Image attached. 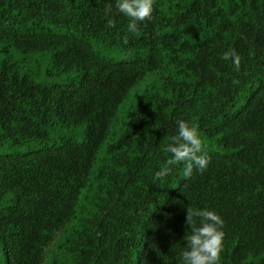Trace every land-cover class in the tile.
I'll use <instances>...</instances> for the list:
<instances>
[{"label": "trees", "instance_id": "1", "mask_svg": "<svg viewBox=\"0 0 264 264\" xmlns=\"http://www.w3.org/2000/svg\"><path fill=\"white\" fill-rule=\"evenodd\" d=\"M115 5L0 0V264H181L188 208L264 264V0ZM180 120L207 168L155 180Z\"/></svg>", "mask_w": 264, "mask_h": 264}, {"label": "clouds", "instance_id": "2", "mask_svg": "<svg viewBox=\"0 0 264 264\" xmlns=\"http://www.w3.org/2000/svg\"><path fill=\"white\" fill-rule=\"evenodd\" d=\"M116 9L120 14L130 18L128 30H137L138 22L150 19L153 13V0H116ZM110 11V9H109ZM226 60L231 58L239 67V57L232 53L225 54ZM178 135L172 137L164 149L171 154L163 167L156 171L154 179L162 180L171 172L172 165L183 163L184 176H191L193 168L203 171L208 160L204 153V145L198 127L189 122L177 121ZM187 223L191 234L186 237V248L181 253V264H220L224 250L223 220L209 209L188 208ZM199 222L197 226L196 222Z\"/></svg>", "mask_w": 264, "mask_h": 264}, {"label": "rangeland", "instance_id": "3", "mask_svg": "<svg viewBox=\"0 0 264 264\" xmlns=\"http://www.w3.org/2000/svg\"><path fill=\"white\" fill-rule=\"evenodd\" d=\"M55 248H56V244H54V245L51 246V249L52 250H55Z\"/></svg>", "mask_w": 264, "mask_h": 264}]
</instances>
